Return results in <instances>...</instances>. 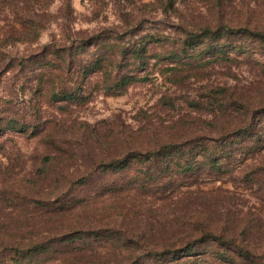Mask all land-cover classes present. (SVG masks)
<instances>
[{
	"label": "rangeland",
	"instance_id": "obj_1",
	"mask_svg": "<svg viewBox=\"0 0 264 264\" xmlns=\"http://www.w3.org/2000/svg\"><path fill=\"white\" fill-rule=\"evenodd\" d=\"M220 24L264 35V0H0V264H224L160 255L201 226L261 250L244 228L264 204L243 176L120 164L264 110V42L248 31L169 56Z\"/></svg>",
	"mask_w": 264,
	"mask_h": 264
},
{
	"label": "trees",
	"instance_id": "obj_2",
	"mask_svg": "<svg viewBox=\"0 0 264 264\" xmlns=\"http://www.w3.org/2000/svg\"><path fill=\"white\" fill-rule=\"evenodd\" d=\"M163 3V0H158ZM221 3V2H220ZM219 3V4H220ZM222 8V4H221ZM200 34H193L189 31H184L185 41L180 43L178 49L173 50L169 56H191L195 53V47L199 42L205 40L217 39L223 35L232 36L240 32L248 33L249 37L258 38L264 42V35L259 32H251L248 29L231 28L229 25L220 24L217 28L203 27ZM246 35V34H245ZM206 48V51H212L213 56H223L226 52L217 47ZM142 51L134 52L136 56H142L146 51L143 47ZM247 48H241L240 53L246 51ZM126 53V52H124ZM138 82L139 79H136ZM130 83V78L124 80V86ZM221 94L227 93L225 89H219ZM59 101L75 102L78 101L76 95L69 92H63L61 95H56ZM222 109V108H221ZM264 110L256 111L252 115V121L248 124L235 126L234 129H225L221 134V139H209L205 136H195L181 143H171L162 145L156 148L155 151L147 154H139L137 156H126L120 161L121 167L125 168L136 161L140 165L161 166L166 165L165 170L169 171L175 166L182 169L184 175L189 177L197 176L202 169L208 168L204 179L208 182H215L220 178L221 173H225L234 177L233 180H244L246 189L251 195L264 204V165L251 167L250 162L259 156L264 151ZM259 119V120H258ZM119 163V162H117ZM113 166V164H112ZM111 167V166H110ZM240 168V169H239ZM246 169V175L243 174V169ZM247 169L249 171L247 172ZM163 170V171H165ZM224 171V172H223ZM221 172V173H220ZM220 173V174H214ZM240 175V176H239ZM205 181V180H204ZM258 228V235L262 238V247L259 252L252 250L254 247L247 239L221 233L208 227H199L194 233L189 234L184 238L182 248H175L160 254L164 257L172 256V262H178L185 258H190L196 253L200 255H214L220 262L224 264H236L238 259L244 260L247 264H264V225L263 221L253 218L248 220L244 228L245 234H253L254 229ZM251 232V233H250ZM250 236V235H249ZM248 238V237H247ZM69 243L75 241L74 238L65 240ZM40 253L39 249L36 250ZM36 253V254H37ZM159 254H156V256ZM14 264H18L15 262Z\"/></svg>",
	"mask_w": 264,
	"mask_h": 264
}]
</instances>
